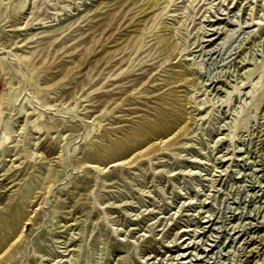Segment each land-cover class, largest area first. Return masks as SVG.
<instances>
[{"label": "rangeland", "instance_id": "rangeland-1", "mask_svg": "<svg viewBox=\"0 0 264 264\" xmlns=\"http://www.w3.org/2000/svg\"><path fill=\"white\" fill-rule=\"evenodd\" d=\"M121 1L0 0V262L264 264V0Z\"/></svg>", "mask_w": 264, "mask_h": 264}, {"label": "bare ground", "instance_id": "bare-ground-1", "mask_svg": "<svg viewBox=\"0 0 264 264\" xmlns=\"http://www.w3.org/2000/svg\"><path fill=\"white\" fill-rule=\"evenodd\" d=\"M131 0H122L121 3L124 4V2H127ZM135 1V0H134ZM140 1V0H139ZM147 3H149V6H152L153 3H155V0H146ZM120 3V4H121ZM122 4V5H123ZM121 5V6H122ZM148 7V6H147ZM118 9V8H117ZM254 25V24H253ZM129 35V34H126ZM136 37V35H130L129 40H132ZM212 46V45H211ZM152 69V68H151ZM256 88V85H251L249 87V98L252 97L253 93H254V89ZM180 116L177 115H173L172 116V121L171 123L174 124H178V122L180 123ZM165 131V130H164ZM185 130H183L181 132V134L184 133ZM160 134H162V131L159 130L155 124H149V125H142L140 127H137L132 134L128 137V139L124 142H119L116 143V145L110 150V152L108 153L111 156H116L118 154H124L127 152V150L131 149V148H138L140 147L144 142L150 140V138L154 135L159 136ZM168 134V133H167ZM1 146V143H0ZM158 149L154 148V147H149L139 153H137L136 155L132 156L130 159H128L125 162H122L124 164H127L128 166L132 165L135 161H137V159L139 158H143L146 157L148 155H150L151 153L157 151ZM124 157V156H123ZM9 256L12 254V251H8ZM6 261L5 260H1L0 264H4Z\"/></svg>", "mask_w": 264, "mask_h": 264}]
</instances>
